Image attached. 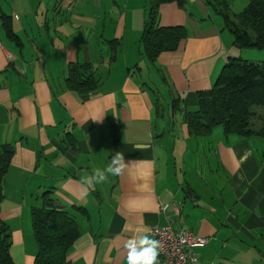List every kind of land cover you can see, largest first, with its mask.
Returning <instances> with one entry per match:
<instances>
[{
  "label": "crops",
  "instance_id": "obj_1",
  "mask_svg": "<svg viewBox=\"0 0 264 264\" xmlns=\"http://www.w3.org/2000/svg\"><path fill=\"white\" fill-rule=\"evenodd\" d=\"M147 11L145 0H0V148L12 150L0 217L13 264H34L43 196L77 225L64 264H125L129 240L168 224L207 239L193 264H264L263 138L195 135L183 121L235 56L227 29L205 0L164 4L157 26L185 37L150 60ZM73 68L94 86L70 89ZM117 152L121 174L86 185Z\"/></svg>",
  "mask_w": 264,
  "mask_h": 264
},
{
  "label": "trees",
  "instance_id": "obj_2",
  "mask_svg": "<svg viewBox=\"0 0 264 264\" xmlns=\"http://www.w3.org/2000/svg\"><path fill=\"white\" fill-rule=\"evenodd\" d=\"M148 8L145 26L140 38L143 51L150 60L164 51L175 50L185 33L182 28H159L157 15L160 6L184 0H145ZM222 18L223 25L239 47L264 50V0H247V7L238 15H231L224 0H205ZM89 68L81 67V70ZM78 68L70 71L67 83L73 91L83 93L95 84L94 76H78ZM94 86V85H93ZM256 115L259 129L252 120ZM260 115V116H259ZM191 134L205 135L215 126L227 133L241 136L258 135L264 140V63L242 61L231 57L223 65L212 92L204 98L193 113L183 118ZM115 132L111 134L114 136ZM12 157L10 148H0V204L3 177ZM40 209L31 212L32 235L37 252L34 264H64L68 249L78 237L75 220L57 206L52 198H41ZM10 231L0 217V264H13L9 249Z\"/></svg>",
  "mask_w": 264,
  "mask_h": 264
},
{
  "label": "clouds",
  "instance_id": "obj_3",
  "mask_svg": "<svg viewBox=\"0 0 264 264\" xmlns=\"http://www.w3.org/2000/svg\"><path fill=\"white\" fill-rule=\"evenodd\" d=\"M124 167V156L117 152L111 163L104 169H96L84 183L92 186L93 183L105 182L108 176H119ZM159 241L147 235H141L129 240L124 245L125 264H158Z\"/></svg>",
  "mask_w": 264,
  "mask_h": 264
},
{
  "label": "built area",
  "instance_id": "obj_4",
  "mask_svg": "<svg viewBox=\"0 0 264 264\" xmlns=\"http://www.w3.org/2000/svg\"><path fill=\"white\" fill-rule=\"evenodd\" d=\"M151 237L160 244L158 264H193L196 259L192 249L207 243V239L186 230H175L169 224L152 229Z\"/></svg>",
  "mask_w": 264,
  "mask_h": 264
},
{
  "label": "rangeland",
  "instance_id": "obj_5",
  "mask_svg": "<svg viewBox=\"0 0 264 264\" xmlns=\"http://www.w3.org/2000/svg\"><path fill=\"white\" fill-rule=\"evenodd\" d=\"M224 1L228 5L231 15H234V14L238 15L242 13L244 9L247 7V0H224ZM226 35H228V38L227 40L226 38H224V40L225 42L228 43L231 53L235 55L234 57L239 58L242 61H249V62H254V63H264V50H257V49L248 48V47L241 48L238 46V44L234 43V38L230 33H228V31H226L225 36ZM252 124H253L254 129H259L261 126V123L259 121L257 122L256 115L252 120ZM2 199L5 200V198H2ZM3 205L4 204H0V210L2 209Z\"/></svg>",
  "mask_w": 264,
  "mask_h": 264
}]
</instances>
